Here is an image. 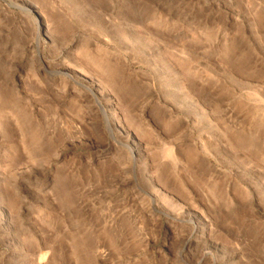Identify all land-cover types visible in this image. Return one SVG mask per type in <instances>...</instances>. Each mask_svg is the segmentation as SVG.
I'll return each mask as SVG.
<instances>
[{
  "label": "rangeland",
  "instance_id": "374dc122",
  "mask_svg": "<svg viewBox=\"0 0 264 264\" xmlns=\"http://www.w3.org/2000/svg\"><path fill=\"white\" fill-rule=\"evenodd\" d=\"M0 264H264V0H0Z\"/></svg>",
  "mask_w": 264,
  "mask_h": 264
},
{
  "label": "bare ground",
  "instance_id": "6f19581e",
  "mask_svg": "<svg viewBox=\"0 0 264 264\" xmlns=\"http://www.w3.org/2000/svg\"><path fill=\"white\" fill-rule=\"evenodd\" d=\"M43 28V27H42ZM44 29V28H43ZM98 49H100L99 51H101L102 50V48L101 47H98ZM97 51V50H96ZM104 56V55H103ZM102 57V56H101ZM107 61H108V59H107ZM115 67V66H114ZM125 72V71H124ZM123 72V73H124ZM162 115V114H161ZM168 118V117H167ZM163 122H165V121H163ZM181 154V153H180ZM183 160V159H182Z\"/></svg>",
  "mask_w": 264,
  "mask_h": 264
}]
</instances>
